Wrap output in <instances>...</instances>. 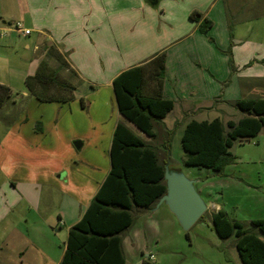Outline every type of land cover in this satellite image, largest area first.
I'll return each instance as SVG.
<instances>
[{"label":"crops","instance_id":"1","mask_svg":"<svg viewBox=\"0 0 264 264\" xmlns=\"http://www.w3.org/2000/svg\"><path fill=\"white\" fill-rule=\"evenodd\" d=\"M161 1L152 5L148 0H119L118 7H113L109 0H12L9 8H16V5L20 7V3L21 11L18 16L24 20L28 18L29 25L25 27L31 30V34L22 36L10 28L13 21L7 20H14L16 17L8 14L6 2L0 0V49L6 50L5 53L0 52V84L8 86L12 91L17 86H24L23 96L28 99L30 108L35 107L33 109L39 111L32 125L28 117L30 109H26L25 116L15 117L11 121L14 124L8 132L10 147L0 152L1 169L7 170L6 178L0 182V264H49L50 260L51 249L36 231L29 229V219L34 208L39 210L43 199L54 200V191H57L60 183L56 175L60 169L39 165L38 170H32L29 161L22 157L24 150H32L31 139L38 145L34 138L44 136L47 131L45 114L42 112L45 106L33 96L30 97L25 80L38 70L41 60L48 57L49 47H55L64 56L73 73L77 86L73 105L84 98L88 100L86 106L89 110L97 107L94 110L97 112L96 116L89 118V123L97 130L93 131L94 137L99 139L108 152L107 163L95 161L91 166L93 174L89 177L85 190L69 192L62 187L57 224L61 228L58 232L65 230L69 233L82 218L110 172L113 134L119 123L125 124L118 110L113 80L123 71L143 65L158 54L165 53L163 96L173 100L175 104L167 117L171 114L173 120L178 122H182L184 118L183 124H187L194 118H205L214 111L213 119H221L220 113L225 111L212 106L213 102L221 101L218 91L223 88L224 78L220 76L230 73L229 58L214 50L220 47L211 35L213 22L207 33L199 30L201 21L209 20L219 2L213 1L206 10L195 8V12L199 11L201 15L200 22H196L190 17L192 9L181 4L184 0H175V4L166 9L159 5ZM253 5L254 9L258 8L259 13L264 12V5ZM222 7L225 9L223 5ZM191 23H195V26L191 27ZM223 25L225 27L224 22ZM143 28L153 31L151 43L154 47L148 55L144 53L149 48L150 41L141 40L138 33H142ZM174 28H185L187 31L177 36L173 35ZM168 30L172 32L170 36ZM32 35H36L34 40H30ZM210 39H213L215 45ZM263 56L264 53L259 58L251 55L237 56L235 52L233 54L238 67L247 74L243 79L253 81V89L260 98H264V64L259 63L264 59ZM252 58H255L254 63L251 62ZM136 59L141 61H129ZM171 59L175 60V69L170 75ZM23 62L29 66L28 69H22ZM13 101L14 104L8 106L11 113L18 105V99ZM110 108L113 109L114 118L106 127V118L99 114V109L108 111ZM225 114L231 117L226 112ZM234 117L228 121H233ZM242 117L243 115L238 119ZM59 119L57 116L54 123L57 124ZM184 126L180 127L182 134ZM167 128L171 127L167 125ZM82 142L78 143L80 147L85 145V141ZM3 155L8 156L7 163L4 162ZM24 171L27 173L17 174ZM17 176L19 180L16 179ZM212 204L213 210L221 209L219 204ZM211 208L209 211L213 212ZM32 250L39 254V261L26 258V253ZM62 258L57 264L61 263Z\"/></svg>","mask_w":264,"mask_h":264},{"label":"rangeland","instance_id":"2","mask_svg":"<svg viewBox=\"0 0 264 264\" xmlns=\"http://www.w3.org/2000/svg\"><path fill=\"white\" fill-rule=\"evenodd\" d=\"M3 1L6 2L8 14L16 17L14 20L13 18L7 20L8 22L13 21L12 24L20 22L24 26L29 25L28 18L24 20L18 16L21 11L20 3V7L16 5V8L11 9L9 5L12 0ZM213 1L219 2V5L209 17V20L214 23L211 35L220 47H216L217 49L214 50H218L229 58L230 73L220 76L224 78L223 84L221 83L223 88L218 91V97L221 101L213 102L212 107L222 108L231 117L235 115L233 121L238 122L242 113L233 106L234 103L242 99L260 97L258 92L253 89L255 86L253 81L243 79L247 74L238 67L233 54L235 52L237 56L251 55L259 58L264 53V12L259 13L258 8L254 9L253 5H264V0H184L181 1V4L192 9L191 17L193 13H200L199 11L195 12V8L199 7L206 10ZM109 2L113 7H118L119 0H109ZM174 4L175 0L159 2L161 8L164 9ZM256 14L257 16H255ZM188 20L189 18H187ZM190 26H195V23H191ZM185 31H187L185 28H174L173 35L180 36ZM168 32V36H170L172 32L170 30ZM138 33L141 40L150 41V46L144 55L150 54L154 47V44L151 43L153 31L150 32L148 28H143L142 33ZM35 37L36 35H32L30 40H34ZM212 43L214 44V42ZM213 48L215 47L213 46ZM5 51L0 49L2 53ZM21 51L24 52L22 48ZM31 57L32 54L29 55V58ZM255 58L251 59L252 63H254L253 59ZM49 60L52 66H59L57 61ZM259 63L264 64V59ZM21 67L28 69L29 66L23 62ZM174 69L175 60L171 59L169 62L170 75L174 73ZM62 75L71 78L73 82L75 81L73 73L66 67L62 68ZM218 86L220 88V85ZM23 89L24 86H17L12 91V98L0 111V152L3 149L8 150L10 147L8 132L14 124L11 121L15 117L17 119L25 116L26 109H30L28 117L30 125H32L35 122V115L39 113L33 109L35 107L30 108L28 99L23 96ZM81 93L83 92L81 91ZM30 97L32 98V96ZM14 99H18V105L15 111L11 113L8 106L14 104ZM83 100L86 106L88 100L84 98ZM41 104L45 106L42 112L45 114L47 131L44 136L34 138V141H38V145L33 143L31 139L32 150H30L31 148L24 150L22 157L29 161L32 170H38L39 165H44L50 169H60L56 178L60 182L58 186L61 190L57 187V191H54L56 194L53 201L43 199L39 210L36 208L32 210L29 229L36 231L46 246L51 249L49 264H57V261L62 258V253L64 255V247L68 238L65 230L58 232L61 227L57 225L59 223L58 208L60 207L62 187L69 192L71 190L75 192L76 189L78 191L85 190L90 180L89 177L93 174L91 166L94 165L95 161L101 163L106 161L107 163L108 152L102 147L99 139L94 137L93 131L97 132V130H94L89 123V118L92 119L93 116H96V106L89 110L88 106H84L85 108L82 106L80 100H77L74 105L72 101L70 103ZM225 112L220 113V117L226 125L231 117H227ZM212 113L215 112L212 111ZM212 113L206 115L205 118L194 119L198 121L212 120ZM99 114H103L106 118V127L114 118L112 108L108 111L99 109ZM57 116L60 119L55 124ZM172 117L173 115L170 114L165 120L166 127L168 125L172 130L168 153L164 149L165 134L158 127L156 128L158 137L151 140L135 125L125 121L126 119L122 121L139 138L158 147L162 161L168 162L171 168L182 169L189 179L194 180L197 191L209 208L213 205L212 203L219 204L229 217L240 222L250 223L255 220H264V132L248 142H235L230 152L237 158L236 163L227 166L224 175H217L208 169L184 165V151L181 145L182 128L180 127L186 126V124H183L184 118L181 120L182 122H178ZM82 141H85V145L77 148L76 144H82ZM2 158L7 163L8 156L3 155ZM5 171L0 166V182L7 176ZM25 173L27 171L17 174ZM16 179L19 180L18 176ZM131 214L134 218L133 226L123 237L126 264H242L234 241L232 239L222 240L214 231L211 222L212 211L208 210L188 232L183 230L176 217L164 204L156 205L149 210L134 207ZM260 237L264 241V236ZM38 255L32 250L30 253H26V258L39 261Z\"/></svg>","mask_w":264,"mask_h":264},{"label":"trees","instance_id":"3","mask_svg":"<svg viewBox=\"0 0 264 264\" xmlns=\"http://www.w3.org/2000/svg\"><path fill=\"white\" fill-rule=\"evenodd\" d=\"M191 18L200 22L201 15ZM212 21L203 19L201 33H207ZM214 42L213 39H210ZM59 66H52L49 59ZM68 62L55 47L38 70L26 78L29 94L41 103H70L75 99L76 84L62 75ZM166 55L160 53L147 63L123 71L113 80V91L120 115L135 125L151 140L158 137V127L165 134L164 149L168 153L172 130L164 119L174 109V101L163 96ZM12 90L0 84V111L12 98ZM82 106H85L81 99ZM243 117L229 121L220 119L188 122L181 145L184 165L208 169L224 175L225 168L237 158L230 152L235 142L244 143L264 132V98L242 99L233 105ZM160 149L137 135L125 124L115 128L110 149L111 169L82 218L69 230L60 264H126L123 237L131 229L134 207L149 210L166 193L165 162ZM211 222L217 236L234 241L242 264H264V220L250 223L232 219L222 209L213 213Z\"/></svg>","mask_w":264,"mask_h":264},{"label":"water","instance_id":"4","mask_svg":"<svg viewBox=\"0 0 264 264\" xmlns=\"http://www.w3.org/2000/svg\"><path fill=\"white\" fill-rule=\"evenodd\" d=\"M156 5L158 0H148ZM80 148L79 144H76ZM166 193L156 205H166L185 232H188L208 211L209 207L196 189L195 181L189 179L182 169L165 164Z\"/></svg>","mask_w":264,"mask_h":264},{"label":"built area","instance_id":"5","mask_svg":"<svg viewBox=\"0 0 264 264\" xmlns=\"http://www.w3.org/2000/svg\"><path fill=\"white\" fill-rule=\"evenodd\" d=\"M10 28L13 29L15 32L22 36H29L31 34V30L26 28L22 23L16 22L10 25ZM209 210V209H208ZM211 210H213L211 208ZM218 208H214L213 212H216ZM218 212V211H217Z\"/></svg>","mask_w":264,"mask_h":264}]
</instances>
